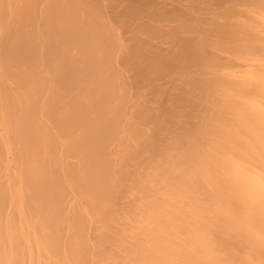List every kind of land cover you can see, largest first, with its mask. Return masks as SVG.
Returning <instances> with one entry per match:
<instances>
[{"label":"bare ground","instance_id":"obj_1","mask_svg":"<svg viewBox=\"0 0 264 264\" xmlns=\"http://www.w3.org/2000/svg\"><path fill=\"white\" fill-rule=\"evenodd\" d=\"M0 264H264V0H0Z\"/></svg>","mask_w":264,"mask_h":264}]
</instances>
